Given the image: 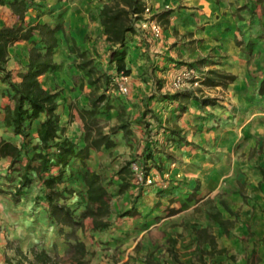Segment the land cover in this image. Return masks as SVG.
Returning <instances> with one entry per match:
<instances>
[{"label": "rangeland", "instance_id": "rangeland-1", "mask_svg": "<svg viewBox=\"0 0 264 264\" xmlns=\"http://www.w3.org/2000/svg\"><path fill=\"white\" fill-rule=\"evenodd\" d=\"M29 1V7L25 12L27 22H36L39 17L42 21H48L51 24L61 21L63 10L62 5L59 4L60 0ZM95 1L100 7L103 0ZM91 2L93 1L91 0ZM145 4L147 3L145 2ZM208 6L210 7L205 8V11L197 5L191 6L188 8L189 10H183L187 13L188 19H190V15L195 17V19L194 17L191 19L194 21L195 29L200 28V31L201 29L203 31L200 32L202 36L198 35L196 39L201 41L202 37L206 38L208 50L205 51L206 54L198 56L194 60L187 59L180 63L192 66L198 72H202L204 70L200 68L201 65L221 64L222 58L226 56L230 59L231 51L237 49L238 56L243 59L246 69L244 73H240L241 77L235 74V80L226 88L220 85L207 86L201 80L197 83L188 80L178 89L189 87L188 89H191L199 97L216 98V103L199 104V113L189 116L188 124L192 127L193 136L188 140L192 147H189V144L181 146L187 145L190 148L189 151L196 148L197 151L193 158L190 160L184 156V151L188 150L180 153L170 152L169 146L165 144L164 147L155 150L154 162L157 165H154L150 160H145L146 144L142 145L143 142H139L133 135L115 142V145L109 149L93 150L87 163L90 168L105 175V183L112 194L110 201L112 212L108 216L111 227L104 230H93L90 227V219L85 218V226L82 229L65 226L64 233H60L57 227H52L47 219H40V211L35 212L37 214L34 215L35 220L31 221L35 226H24V228L27 232L35 230L36 239L39 242L33 244L30 250H28L30 245L27 246L25 254L18 249V260L12 256L11 251L5 253L7 264H78L72 259L73 233L86 241L87 254L83 257L84 264H242V260L247 257V254H249L247 258L251 259L250 264L259 262L258 258L260 259V257L257 254L259 249L255 250L252 246L249 227L248 233L226 235L209 213L219 210L222 217L234 220L233 225L229 227L230 231L241 225L239 222L242 220V209L245 204H249V199L253 197L256 199L252 205L253 210L256 208L264 213V199L261 198V202L257 201L259 197H264V179L258 180L261 176L258 166H264V98L258 97L257 94L259 79L264 77V0H211ZM144 12L146 15H155L150 14L151 7ZM163 12H160L157 17L162 28L167 21V12L162 14ZM93 13L95 14L94 9L90 10L91 20L94 17ZM143 13L137 20L143 19ZM141 32L150 36L144 30ZM132 34L128 35V39ZM177 34L182 41H186L188 38V35L183 31L176 30ZM61 36V31H58V37ZM37 37V35L34 36L35 39ZM232 38L234 46L231 43L228 46L226 42ZM238 39L243 41V49L236 42ZM216 42L219 44H215ZM250 42L253 43V46L248 50L246 46ZM25 44L32 43L28 40L23 45L18 44L16 47H10L12 56H15L21 65L19 68H22L27 62ZM82 47H87L86 51L93 59L97 69L110 76L107 87L104 88L101 85L97 90L98 93L105 91L110 98L118 96L122 100L129 101L131 100L130 95H133L132 97L136 95L132 94L131 87H135L133 91L138 88L135 83L138 81L136 80L138 77L143 78L142 80L148 84L150 74L146 75L145 70H133L134 72H130L128 75L117 71L115 63L110 60L108 43L107 50L102 48V50L96 51L90 42L82 44ZM137 47L129 46L126 57H128L129 65L133 64V67L140 69L141 66L134 63L136 57L131 54L132 50ZM235 64L238 63L231 59L226 63L228 67ZM228 67L210 66L209 68L233 73L227 69ZM62 72L63 81H65V77L72 76L74 86L78 87L79 91L74 99H71L70 103L65 102L61 109V112L66 115L61 125L65 127V132L70 129V139L77 143L79 141L84 143L82 122L76 120L72 110H75L77 104H84L82 101H85L89 88L86 86L85 80L83 81L84 86H80L81 80L84 78L83 71L76 67L73 56H67L65 70ZM120 84L127 86L126 93L119 90ZM3 86L4 84L0 86V89ZM59 86V84H55L54 87L62 91L61 88H58ZM74 90L77 89L71 87L70 91L74 92ZM70 91H68L69 95H72ZM1 97L2 95H0V100ZM145 98L148 99L150 96ZM189 102L191 104L190 100L186 103ZM143 106L148 109L145 110L147 113L152 110L148 108V103ZM136 109V104H131L127 109L126 117L128 118L130 114L135 115ZM190 119L194 120L190 121ZM99 121L107 131L110 126L118 125L120 122L117 112L113 108L103 109L99 115ZM136 122L141 127H148L143 120ZM176 125L173 124L171 128ZM34 127L32 126L30 130L31 135L35 133ZM133 127L137 130L135 125ZM154 133L156 132H148V139L150 134ZM0 134L21 139L19 136H13L4 131ZM116 134H114V138L118 139ZM181 135H185L182 130ZM152 139H154L152 144L162 145L166 136L161 138L162 141L155 136ZM160 152L168 153L169 159L166 162L160 160ZM126 161L136 162L143 175L152 177L154 183L147 185L137 181V178L134 179L136 173L132 171L131 185L125 192H119V179L116 172ZM187 161L191 162L190 172L184 170V164ZM7 163V160H0V220L5 219L8 222L10 220L6 218L10 219L12 215L16 214L18 206L12 195L17 180H10L7 177L9 175ZM164 183L167 185L164 186ZM155 184L156 186L151 187ZM74 185L80 189L83 187L82 183H79V186L76 183ZM149 186L153 195L150 198L147 196L149 192L144 191ZM196 188L203 189L204 193L210 195L192 206L191 202L185 200V195L194 192ZM39 191L40 182L38 180H35L27 189L22 190L20 195L22 198L20 197L18 202L20 207L27 209L29 205H25V203H33V199ZM78 197L77 195L70 201L73 202V205L77 204V211L80 212L83 206H79L76 201ZM169 197H177V201H180L178 211L181 212L154 225L146 232H142L143 234L140 227L143 223L142 220H138V217L131 219L119 215L134 206L136 209L149 211L148 214L152 213L149 220L145 222L151 224L163 216L164 210L161 209L168 205ZM157 198L161 206L154 211ZM224 204L229 207L228 210L223 206ZM257 205H259L258 208ZM212 237L216 241L213 248L210 242ZM6 239V242L9 243L10 238ZM9 244L15 246L13 241ZM222 247L227 250L220 252ZM33 249H44L52 257V260L47 263L35 261Z\"/></svg>", "mask_w": 264, "mask_h": 264}, {"label": "trees", "instance_id": "trees-1", "mask_svg": "<svg viewBox=\"0 0 264 264\" xmlns=\"http://www.w3.org/2000/svg\"><path fill=\"white\" fill-rule=\"evenodd\" d=\"M29 3V0H0V5L8 4L12 14L19 19L16 25L0 24V82L4 84L0 89V95L6 96L10 101L2 108L4 129L21 138L15 139L0 134V160H8L7 177L10 180H17L12 194L17 205L22 190L38 180L40 191L36 193L33 205L34 209L37 206L42 207L40 219H47L60 233H64L65 226L82 229L85 226V218L90 219L93 230H104L111 224L108 216L112 212L110 202L112 194L105 183L104 173L91 169L87 160L92 150L113 147L114 134L118 131L122 130L125 138L133 135L126 117L127 107L120 97L110 98L105 91L97 92L101 85L107 87L110 76L97 69L87 51L65 30L63 21L54 24L48 21L24 23ZM144 7V0H103L99 7V22L108 43L110 60L115 63L117 71L125 75L131 72L125 60L129 48L128 35L135 33L136 20L141 17ZM154 16L159 17V14ZM59 30L63 33V40L68 46L69 55H73L76 67L83 71L84 78L80 86H84L85 80L89 88L87 104L75 106L84 129L82 145L64 136L65 127L60 124V116L56 112L60 91L48 90L40 82L41 75L58 67L54 61V53L58 44L56 33ZM35 33L38 36L36 39L33 37ZM19 40H30L32 44L28 49L26 64L14 72L6 68V62L9 58V46ZM236 42L243 49V41L238 39ZM252 46L253 43L250 42L246 48L250 50ZM186 66L188 65L180 68ZM198 73L201 82L207 86L220 85L226 88L236 78L235 74L216 68ZM257 94L258 97L264 98V77L259 79ZM164 97L177 100L179 109L185 108L182 100L188 102L189 97L197 99L201 105L216 103L215 97H199L192 90H178L166 93ZM109 108L116 109L120 122L118 125L110 126L107 131L100 123L99 115L103 109ZM33 121L37 122L35 135L30 133ZM148 124L150 125V122ZM152 128H148V132H154ZM181 130L177 125L170 128L166 140L177 146L190 144L186 136L181 135ZM152 142L154 139L149 137L145 143V160L157 165L154 162L155 150L159 148ZM258 170L264 178V166H258ZM116 176L119 179V192L123 193L133 181L131 161H126L117 170ZM75 183L77 186L82 183L83 187L80 189L74 185ZM77 195L79 197L76 201L79 206H83L80 212L77 211V204L73 205L70 201ZM223 206L229 209L226 204ZM169 212L173 213L175 209H169ZM137 214L139 211L134 206L119 213L120 216ZM209 215L222 227L226 235L230 234L229 227L233 225L234 220L222 217L219 210ZM65 234L67 236V232ZM73 235L72 259L78 264H84L83 257L87 254L86 243L77 234ZM210 242L213 248L216 244L214 237ZM226 250L222 247L219 251ZM33 253L37 262L47 263L52 260L44 249H33Z\"/></svg>", "mask_w": 264, "mask_h": 264}, {"label": "crops", "instance_id": "crops-1", "mask_svg": "<svg viewBox=\"0 0 264 264\" xmlns=\"http://www.w3.org/2000/svg\"><path fill=\"white\" fill-rule=\"evenodd\" d=\"M60 0L59 4L62 5V14H61V21H63L65 30L70 33L77 43L82 46V44L89 42L94 45L96 51H99L100 49H106L107 50V42L105 40V34L103 32L102 26L99 22V4L92 0ZM91 2V3H90ZM147 5V10L151 7L150 14H159L160 12L167 11V22L165 23L163 27L162 33L157 37L152 35L148 30L143 29L141 27V20L139 19L136 21V31L132 34V36L128 39V45L130 47L138 46L137 48H134L131 52V54L136 57V60H134L135 64L138 66L140 65L141 68L137 69V67H133L134 65H129L128 60L126 57V64L127 67L131 69V72H134L133 70H145L146 75L149 73L150 78L147 81L148 84L143 78L138 77L135 83L138 88L135 89V87H131L132 94L135 93L136 95L132 97L133 95H130L129 98L131 100L124 99L123 101L126 104L127 109L132 104H136L137 111L135 115L130 114L127 118L130 123V128L133 131V136L138 139L139 142L142 145H145V143L148 141V128L153 127L152 130L156 133L150 134V137L154 138L158 137L159 140L162 141L161 138H164L167 133L169 132V129L173 124H177L182 131L185 133V136L187 139H191V136H193L192 127L188 124L189 116H194L198 114L199 109V101L195 98L189 97V100L191 101L189 103H186L183 99L182 103L185 105L184 109H179L178 107V101L177 100H171L170 98L164 97V94L166 93H173V89L170 87V83L172 82L173 77L180 71V67H183L181 64L182 62L186 61L187 59L189 61L196 59L198 56L206 54V50H208V43L207 39H196V36H202L203 32L202 29L200 31L199 29H195V24L193 23L191 19H193L194 16H189L190 19L187 18V13L183 10H189L191 6L197 5L198 7H202L205 11V8L210 7L208 6L209 2L211 0H145ZM94 9V17L91 20L89 17L90 10ZM198 16V13H196ZM143 18L147 17L146 13H143ZM195 19V17H194ZM42 21V19L39 17L37 18V21ZM9 24V25H16L19 23V19L17 16L13 15L9 5L4 4L0 5V24ZM26 16H25V22ZM142 30L148 32L150 36H146V34L141 32ZM176 30L185 32L186 35H188L186 38V41L180 40L178 38V34L176 35ZM187 30H189L187 32ZM61 31V30H59ZM193 32V34H192ZM62 36L58 37V32L56 33L58 37V44L55 47V53H54V61L58 64V67L50 72H46L43 75L40 76V82L41 84L47 88L48 90H55L54 87L55 84H59V89L61 88L62 91H60V95L58 98V106L56 109V112L60 116V124L62 121L65 120L66 115L61 112V109L64 107L65 102L70 103L71 99H74V97L78 94L77 91L78 87L74 86L72 76L65 77V81H63V72L65 70V63L67 56H69V50L66 42L63 40V33L61 31ZM37 34L35 33L34 36ZM33 36V37H34ZM229 41V42H228ZM24 42H28V40H19L16 41L14 44L9 46V58L6 62V68L10 69L12 71H16L21 66L18 62L15 56H12V53L10 51V47H16L18 44L23 45ZM228 46L231 44L233 45V38L231 40H227ZM231 43V44H230ZM215 44H219V42H216ZM26 45V58H28V49L31 46V44ZM234 46V45H233ZM86 50L87 47H84ZM88 53V52H87ZM231 60H235L236 63L234 66L229 67L226 65L228 63L229 58L226 56L222 58L221 64H210L207 66L201 65L200 68L206 71L210 66H217L221 68H226L232 71L234 74H237L239 77H241L240 73L245 72V64L243 59L239 58L237 49H233L231 51ZM89 54V53H88ZM73 56V55H70ZM181 62V63H180ZM134 68V69H133ZM202 71V72H204ZM67 78V79H66ZM238 79V78H237ZM0 86H2V83L0 82ZM71 87H75L74 92L70 91ZM183 88L181 90H189L191 89ZM70 91L72 95H69ZM88 94V93H87ZM147 96H153L151 98L146 99ZM148 100V101H147ZM9 99L6 96H2L0 100V133L6 132L4 129V122H3V112L2 108L9 103ZM84 104H87L88 97L86 95L85 101H82ZM148 103V108H151L152 110L147 113L145 111V107L143 105H146ZM115 112L116 109L113 108ZM195 110V111H194ZM194 111V112H191ZM144 112H146L144 114ZM72 113L75 114V118L77 121L82 122L81 118L78 115L77 110L73 109ZM191 113V114H190ZM148 114H151L148 116ZM197 119V118H195ZM143 120L145 124L150 122V125L148 124V127L144 126L141 127L136 121ZM149 120V121H145ZM194 119H190V121H193ZM134 121V122H133ZM147 122V123H146ZM134 123V124H133ZM137 128V130L133 127ZM32 126L35 128L37 126V122L33 121ZM83 126V125H82ZM70 129L69 131L64 133V136L69 137L70 136ZM120 133H117L116 136L118 139H115V142H118L120 140L126 139L123 135V131L120 130ZM135 132V133H134ZM36 132L34 133V135ZM70 138V137H69ZM36 140V138L34 137ZM79 145H82L83 142L79 141ZM169 146L170 152H182L184 150V156L187 159H192L194 154L196 153V148L191 149L188 148L187 145L184 146H177L170 140L165 139V142L162 143V145H158V148ZM191 144H189V147ZM192 147V146H191ZM109 149V148H108ZM99 151V150H98ZM156 153V152H155ZM160 160L163 162H166L169 159L167 152H160ZM93 150L90 152V156H92ZM7 160V159H4ZM186 160V159H185ZM8 162V160H7ZM191 162L187 161V163L184 164V170L190 172V164ZM193 166V165H192ZM94 169V168H91ZM96 170V169H94ZM194 171V170H193ZM192 171V172H193ZM261 175V173H260ZM264 179L262 178V175L259 177L258 180ZM167 183H164V186H166ZM155 185H152L151 187H154ZM151 187H146L145 192H149L147 195L149 198L152 195ZM162 187V186H160ZM210 194L204 193L203 189L196 188L194 192L186 194L185 200L188 202H191V205L194 206L198 204L200 201L205 199ZM146 197V196H145ZM261 198L264 199V197H259L257 199L258 202H261ZM177 197H169V200L167 201L166 206L162 207L161 210H164L163 216L159 218V220L151 223L146 224V220H149L151 217L150 214H148L149 211H142V209L138 208L139 214L135 216H124L129 217L133 219L134 217H138V220H142V225L139 223V226L142 228L141 233L146 232L150 228H152L154 225L159 224L160 222H164L166 219L173 217L174 215L178 214L181 211H178V206L180 205V201H177ZM181 200V199H180ZM184 200V199H183ZM256 202V199L251 198L249 199V204H245L242 209V215H241V221L239 222L241 225L237 226V228H233L232 231H230V234L236 235L244 233H248V227L250 228L251 235L249 236L252 246L256 250L257 248L259 251H257V254H259L260 259L258 258L259 262L257 264H264V213L259 211L258 209H252L253 203ZM23 204V203H22ZM29 205V207L23 208L20 207L21 205L18 204L16 209V214L12 215L9 218H6L10 221L7 222V220H0V264H7L5 262V253L11 251L12 256L19 258V255H17V251L22 250L23 253H26L27 246H31L37 242H39L38 239H36V231H30L27 232V230L24 228V226H35L34 222H31L34 220L35 212L40 211L42 208L41 206H37L36 209H34V205L32 202L25 203V205ZM159 200L157 198V202L153 210L155 211L157 208H160ZM259 205H257V208ZM20 208V209H19ZM130 208V207H129ZM169 209H175V212L170 213ZM139 222V221H138ZM13 223V224H12ZM15 223L18 225H15ZM11 224V226H9ZM91 227V223H90ZM111 227V225L108 226V228ZM107 229V228H106ZM142 233V234H143ZM6 238H10L9 243L12 241L14 242L15 246H11L8 242H6ZM86 243V241H85ZM18 247V248H17ZM33 247V246H32ZM249 254H247V257ZM29 257V256H28ZM243 258L242 264H250L251 259Z\"/></svg>", "mask_w": 264, "mask_h": 264}, {"label": "built area", "instance_id": "built-area-1", "mask_svg": "<svg viewBox=\"0 0 264 264\" xmlns=\"http://www.w3.org/2000/svg\"><path fill=\"white\" fill-rule=\"evenodd\" d=\"M147 10V4H145L144 11ZM141 27L148 30L152 35L159 36L162 33V26L158 21L157 17L154 15H148L147 17L141 20ZM188 80H192L193 83L200 81V75L194 67L186 66L181 69L173 77L171 82V88L173 90L180 89ZM119 90L122 93H126L128 88L124 84L119 85ZM131 169L136 173L134 179L137 178V181H141L144 184L151 185L154 183V179L148 175H143L142 170H139V166L136 162H131Z\"/></svg>", "mask_w": 264, "mask_h": 264}]
</instances>
